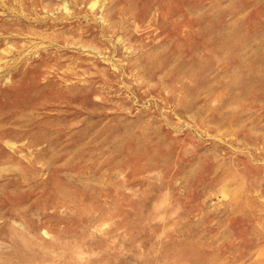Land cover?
Masks as SVG:
<instances>
[{
    "label": "rangeland",
    "instance_id": "1",
    "mask_svg": "<svg viewBox=\"0 0 264 264\" xmlns=\"http://www.w3.org/2000/svg\"><path fill=\"white\" fill-rule=\"evenodd\" d=\"M263 7L0 0V264H264Z\"/></svg>",
    "mask_w": 264,
    "mask_h": 264
},
{
    "label": "bare ground",
    "instance_id": "2",
    "mask_svg": "<svg viewBox=\"0 0 264 264\" xmlns=\"http://www.w3.org/2000/svg\"><path fill=\"white\" fill-rule=\"evenodd\" d=\"M264 8V7H263ZM259 32V31H258ZM264 33V32H263ZM257 34V33H256ZM262 35V34H261ZM259 37V36H258ZM261 39V38H260ZM259 66V65H258Z\"/></svg>",
    "mask_w": 264,
    "mask_h": 264
}]
</instances>
